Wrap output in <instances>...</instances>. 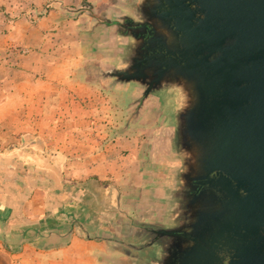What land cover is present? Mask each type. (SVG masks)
<instances>
[{"label": "crops", "instance_id": "0c3cea01", "mask_svg": "<svg viewBox=\"0 0 264 264\" xmlns=\"http://www.w3.org/2000/svg\"><path fill=\"white\" fill-rule=\"evenodd\" d=\"M63 6L78 8L0 0V264H123L95 232L134 193L141 209L164 161L156 105L147 98L125 118L138 89L102 73L115 64L114 34ZM97 182L119 187L113 206L99 208Z\"/></svg>", "mask_w": 264, "mask_h": 264}, {"label": "flooded vegetation", "instance_id": "af4514ba", "mask_svg": "<svg viewBox=\"0 0 264 264\" xmlns=\"http://www.w3.org/2000/svg\"><path fill=\"white\" fill-rule=\"evenodd\" d=\"M77 5V13L94 19L107 33L114 34L117 66H132L144 60L147 67L168 68L161 89L148 95L149 104L156 105L154 112L164 123L171 105L182 94L178 86L183 75L180 65L172 66L174 61L183 66V59L194 54L221 64L229 63L232 56L233 34L237 31L231 19L212 15L200 0H81ZM115 64L108 65L102 73L109 74ZM138 96L128 101L125 118L129 111L131 117L137 114L134 110ZM153 164V184L141 209L136 201L142 193L137 192L132 195L134 200L118 209L116 216L106 214L102 221L105 230L95 232L111 242L123 264H264V225L260 214L253 216L252 227L257 234L250 236V207L245 191L261 186L245 178L239 180L245 182L239 188L234 180L230 186L213 185L197 177L195 170L184 171L179 162ZM164 183L171 187L166 188ZM161 192L164 193L159 201ZM234 195L241 199V213L245 206L248 212L242 219L240 235L234 232ZM111 206L113 200L106 197V203L99 208ZM250 242L260 245L261 253L237 255L233 250L235 244L246 247Z\"/></svg>", "mask_w": 264, "mask_h": 264}, {"label": "water", "instance_id": "95a60500", "mask_svg": "<svg viewBox=\"0 0 264 264\" xmlns=\"http://www.w3.org/2000/svg\"><path fill=\"white\" fill-rule=\"evenodd\" d=\"M200 1L212 15L231 19L237 31L233 34L232 56L229 63L221 64L194 54L183 59V66L178 61L172 63L175 68L180 65L183 79L178 87L182 94L171 105L158 140L159 148L164 161L179 162L184 171L195 170L197 177L213 185L230 186L234 180L239 188L245 184L239 180L245 178L261 186L258 190H245L253 209H248L253 236L257 234L252 227L253 216L260 214V223L264 225V0ZM63 9L69 16H76L74 7ZM112 66L109 74L104 75L136 87L141 93L140 108L151 92L161 89L168 69L158 65L147 67L144 60L132 66ZM233 200L234 232L240 235L242 219L248 212L245 206L241 213V199L234 195ZM251 242L246 247L235 244L233 250L237 255L261 253L260 245Z\"/></svg>", "mask_w": 264, "mask_h": 264}, {"label": "rangeland", "instance_id": "374dc122", "mask_svg": "<svg viewBox=\"0 0 264 264\" xmlns=\"http://www.w3.org/2000/svg\"><path fill=\"white\" fill-rule=\"evenodd\" d=\"M19 1L21 6L27 8V10H31L36 4L39 6V10L42 13L44 11V7L51 3V0H16ZM68 4H78L79 0H64ZM98 202V201H96ZM97 204V203H95ZM100 206V202L98 203Z\"/></svg>", "mask_w": 264, "mask_h": 264}, {"label": "trees", "instance_id": "16d2710c", "mask_svg": "<svg viewBox=\"0 0 264 264\" xmlns=\"http://www.w3.org/2000/svg\"><path fill=\"white\" fill-rule=\"evenodd\" d=\"M95 180H96V178H95ZM97 183L106 187V190H105L104 195H103L105 197V200H106V197L109 198V200H111V201L116 200V199L118 200V197L121 194V191H120L118 186L114 185L111 182H97ZM114 196H115V199H113Z\"/></svg>", "mask_w": 264, "mask_h": 264}]
</instances>
